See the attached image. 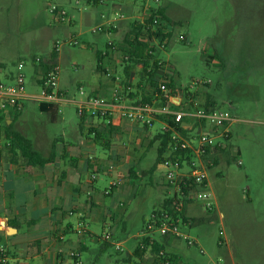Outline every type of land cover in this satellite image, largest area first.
<instances>
[{
  "label": "rangeland",
  "instance_id": "rangeland-1",
  "mask_svg": "<svg viewBox=\"0 0 264 264\" xmlns=\"http://www.w3.org/2000/svg\"><path fill=\"white\" fill-rule=\"evenodd\" d=\"M57 2L65 7L69 23L53 21L48 0H0V66L5 73L17 74L23 63L27 93L39 94L38 79L59 41V86L69 97L83 99L79 86L88 93L92 83L106 81L96 71L97 51L104 50L115 36L90 31L100 22L104 7L79 10L85 7L80 0ZM141 3L124 0L123 10L138 15ZM161 4L176 25L173 41L162 56L176 70L175 84L189 86L197 80H209L208 93L235 119L229 126L228 154L210 173L216 208L209 222L189 230L205 253L189 249L184 242H175L172 252L190 264H264V0H162ZM180 34L187 40L179 42ZM36 58L43 60L42 68L35 64ZM62 111L61 116H74L77 121L74 105H66ZM49 118L37 101H25L22 125L27 135L39 130L54 137L68 129L61 117L57 123ZM160 128L156 122L148 137ZM137 138L142 135H135ZM157 149L155 144L149 150L143 169L155 165ZM131 184L135 186L132 195L124 196L126 229L122 224L116 229L115 243H124L123 252L116 246L101 250L102 246L95 244V251L83 254L84 264H124L128 251L138 246L144 222L165 198L166 187L160 172L153 178L147 173L146 178ZM96 231L101 233L98 228ZM222 238L226 240L224 247L219 244Z\"/></svg>",
  "mask_w": 264,
  "mask_h": 264
},
{
  "label": "built area",
  "instance_id": "built-area-1",
  "mask_svg": "<svg viewBox=\"0 0 264 264\" xmlns=\"http://www.w3.org/2000/svg\"><path fill=\"white\" fill-rule=\"evenodd\" d=\"M81 1L85 7L79 10L106 8L100 14V22L90 30L92 34L111 33L118 30L122 23L130 24V20L134 19L131 21L133 29L128 39L111 44L110 51L101 55L100 70L113 82L110 94L90 95L83 86H79V94L84 98L69 97V92L59 86L62 69L58 62L46 68L41 79V92L29 94L26 91V74L22 71L23 63L19 65L20 71L17 74L5 73V68L0 66V150L11 149V141L5 135L7 119L19 115L25 101L29 100L46 105L76 104V113L80 119L99 121L109 129L126 123L140 125L148 130L155 122L163 121L161 134H170V143L157 171L161 173L166 195L161 205L145 220L144 228L138 235L139 248L149 254L152 264H188L171 253L164 240L184 242L187 247L199 248L201 254L205 253L198 240L190 235L193 220L188 210L193 207L208 214L214 212L216 204L210 173L220 165L229 151V126L235 119L230 111L218 105L206 107V96L211 84L209 80H197L189 86L175 84L174 68L159 57L172 43L176 27L162 12V0H141L138 16L127 14L119 0ZM47 7L55 23L70 22L65 7L57 0H48ZM178 40L182 42L187 38L180 34ZM140 44L144 48L143 55L137 57L134 54H137ZM60 47L57 41L53 51L58 53ZM135 58L139 61L138 66L144 69L146 79L156 83L157 99L154 101L129 100L131 85L126 83L118 69L130 64ZM107 60L109 65L106 64ZM35 62L41 67L43 60L36 58ZM181 125L184 127L179 129ZM238 164L242 162L239 160ZM108 169L112 172L115 165L111 164ZM90 178L92 183L95 182L97 174L91 173ZM122 184V178L113 180L104 194L110 196ZM86 228L87 225L82 224L81 233ZM99 238L109 240L111 233L104 232ZM155 246L161 248L154 253ZM116 249L123 252L124 248L117 244ZM71 256L78 260L80 258V254L74 251ZM9 263L7 248L0 245V264Z\"/></svg>",
  "mask_w": 264,
  "mask_h": 264
},
{
  "label": "crops",
  "instance_id": "crops-1",
  "mask_svg": "<svg viewBox=\"0 0 264 264\" xmlns=\"http://www.w3.org/2000/svg\"><path fill=\"white\" fill-rule=\"evenodd\" d=\"M118 2L121 8H126L124 0ZM127 9L132 11L133 7L128 6ZM163 10L166 14L165 9ZM133 20H130V24L122 23L118 30L105 34L115 38L108 40L104 50L97 51L100 60L102 53L110 51L111 44L128 39L133 29ZM53 53H50L46 64L51 62ZM165 53L159 54V57L170 63L162 57ZM59 59L57 53L56 62L59 63ZM100 60H97L96 71L103 74L98 68ZM129 67L131 75L134 74L133 78L130 76V102L156 100L155 86L151 80L146 79L144 69L138 64L123 66L120 69L123 78L127 79L125 70ZM172 67L174 68L173 65ZM43 76L44 72L38 79L40 86L43 84ZM105 80L92 83L88 94L109 95L113 82L106 77ZM69 104L74 105L76 110L77 106L73 103H61L52 107L45 104L43 109L39 103L41 111L50 114V122L57 123L61 117L69 124L68 129L54 137L39 130L33 136L27 135L22 125L24 109L19 115L9 117L6 121L7 139L6 127L12 125L13 130L30 139L35 149L49 160L42 167L35 166L28 164L17 149L0 150V245L7 248L9 264H84L83 254L95 251V244L102 246L101 250L117 244L124 248L123 242L115 243L117 227L122 224L123 230L126 229L124 196L128 193L132 195L135 188L132 181L143 180L147 173L153 178L158 172L157 160L150 169H143L141 165L155 144L160 147L161 140L155 141V138L164 127L163 121H157L161 124L160 130L148 137L150 129L140 125L123 123L121 127L109 129L99 121L82 120L79 117L75 121L74 116H61L62 108ZM210 104L217 106L214 97ZM135 135H142V138L134 139ZM123 138H127V142ZM111 164L115 165L112 172L108 169ZM91 173L97 174V180L93 183ZM118 178L123 179V184L110 196H106L104 190ZM89 191L92 194L88 195ZM163 200L155 206H160ZM188 214L193 220V226L211 220V213H203L197 208H190ZM82 224L87 225L83 233ZM104 232L111 233L109 240L99 238ZM196 239L201 247L199 239ZM164 242L169 251L178 256L172 252L176 241ZM219 244L224 247L225 238ZM73 251L80 254L79 260L71 256ZM122 262L152 264L153 260L138 244L132 251H128Z\"/></svg>",
  "mask_w": 264,
  "mask_h": 264
},
{
  "label": "trees",
  "instance_id": "trees-1",
  "mask_svg": "<svg viewBox=\"0 0 264 264\" xmlns=\"http://www.w3.org/2000/svg\"><path fill=\"white\" fill-rule=\"evenodd\" d=\"M162 12L164 13V10H162ZM143 50H144V48H143L142 44H140L138 46L137 54H134V55H136L137 57L143 55ZM56 59H57V52H54L52 54V57H51V62H49V64H46L44 66L46 68H48L50 64L56 63ZM97 60L98 61L100 60L99 55H97ZM131 63L132 64H138L139 61L135 58L131 61ZM98 68H100L99 63H98ZM125 75L127 78L125 80L126 83L131 85V83H130V76H131L130 67L127 68V70H125ZM151 81H152V84L156 87L155 81L154 80H151ZM171 87H172V85H171ZM206 97H207V106L206 107H209V106H211V104L209 105V103L212 101V96L207 94ZM147 102H150V101H147ZM44 105L45 104H41V109L44 108ZM47 106L52 107V105H47ZM183 127L184 126L181 125L179 127V129H182ZM6 128L8 131L7 136L9 138V140L11 141V149L12 150H14V149L19 150L20 154L22 155V157L25 159V161L28 164L42 167L45 163L49 162L48 159H45L42 156V154L35 149L32 141L30 139L26 138L21 133L13 130L12 125H8ZM98 137H99V135L97 136V138ZM157 140H161L160 147L158 148V158H157V164H159L164 159L165 153L167 151V147L170 143V134H161L160 133V135H157L155 138V141H157ZM226 154H228V152H226ZM218 165H219V162L217 161L216 166H218ZM160 248H161V246H155L154 253L157 252Z\"/></svg>",
  "mask_w": 264,
  "mask_h": 264
},
{
  "label": "water",
  "instance_id": "water-1",
  "mask_svg": "<svg viewBox=\"0 0 264 264\" xmlns=\"http://www.w3.org/2000/svg\"><path fill=\"white\" fill-rule=\"evenodd\" d=\"M134 74L132 73L131 77L133 78ZM14 230V229H13Z\"/></svg>",
  "mask_w": 264,
  "mask_h": 264
}]
</instances>
